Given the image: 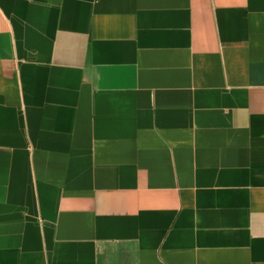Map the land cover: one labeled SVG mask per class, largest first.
<instances>
[{
    "label": "crops",
    "instance_id": "1",
    "mask_svg": "<svg viewBox=\"0 0 264 264\" xmlns=\"http://www.w3.org/2000/svg\"><path fill=\"white\" fill-rule=\"evenodd\" d=\"M0 264H264V0H0Z\"/></svg>",
    "mask_w": 264,
    "mask_h": 264
}]
</instances>
